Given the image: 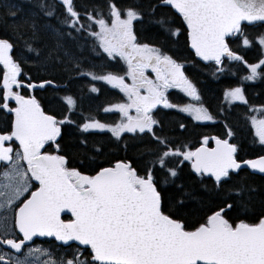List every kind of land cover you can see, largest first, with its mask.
I'll list each match as a JSON object with an SVG mask.
<instances>
[{
	"label": "snow or ice",
	"instance_id": "snow-or-ice-1",
	"mask_svg": "<svg viewBox=\"0 0 264 264\" xmlns=\"http://www.w3.org/2000/svg\"><path fill=\"white\" fill-rule=\"evenodd\" d=\"M256 82L264 0H0V264H264Z\"/></svg>",
	"mask_w": 264,
	"mask_h": 264
},
{
	"label": "trees",
	"instance_id": "trees-1",
	"mask_svg": "<svg viewBox=\"0 0 264 264\" xmlns=\"http://www.w3.org/2000/svg\"><path fill=\"white\" fill-rule=\"evenodd\" d=\"M178 51L185 52L186 50L181 46ZM249 60H252L255 58V53L250 52L247 56ZM238 74L243 73V68L241 66H236V69ZM202 79H205L207 81L206 83V95L205 99L215 105L216 103V97L220 95L221 87L224 84L227 83H236V77H226L223 78L221 82H216L208 79L207 77H202ZM247 94L249 97V100L257 105L264 103V84H261L259 82L256 83H250L247 86ZM244 109L245 106H240L236 108L232 115V123L234 125H237V139L244 145L245 149L249 153H254L260 151V146L258 144H254L252 141L254 140L252 129L250 128V125L246 121V119L243 118L244 115ZM219 127L213 126L205 129H201V131H204L206 133H212L215 134L217 131H219ZM197 137L194 135L192 137L193 144H196ZM259 211V207L257 206V212Z\"/></svg>",
	"mask_w": 264,
	"mask_h": 264
},
{
	"label": "flooded vegetation",
	"instance_id": "flooded-vegetation-1",
	"mask_svg": "<svg viewBox=\"0 0 264 264\" xmlns=\"http://www.w3.org/2000/svg\"><path fill=\"white\" fill-rule=\"evenodd\" d=\"M38 243L42 244L44 247H54V242L47 240H38Z\"/></svg>",
	"mask_w": 264,
	"mask_h": 264
}]
</instances>
